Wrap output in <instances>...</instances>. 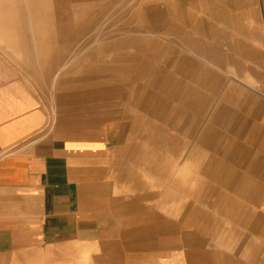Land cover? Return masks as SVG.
I'll return each instance as SVG.
<instances>
[{"label": "bare ground", "instance_id": "6f19581e", "mask_svg": "<svg viewBox=\"0 0 264 264\" xmlns=\"http://www.w3.org/2000/svg\"><path fill=\"white\" fill-rule=\"evenodd\" d=\"M36 1L37 28L47 27L48 33L53 34H49L52 35L51 38L44 34V39H50L48 42L61 51L51 57H42V60L48 62V76L57 72L62 75L59 85L71 110L69 112H74L72 122H68L67 126L88 130L100 138L105 137L108 127L111 130L108 136L111 147L102 149L104 156L101 157L104 158L100 160L98 171L104 176L100 186L101 193H105V190L109 192L107 196H101V210L104 215L115 217V238L101 241L98 255L85 257L95 264H125L127 261L145 260L146 255L148 258H157L168 257L173 253L175 260L183 256L193 257L195 248H189V245L194 243L195 246V243L203 242V238L198 237L196 227L185 231H178L176 228L185 219L193 222L197 211L191 210V218L187 219L183 212L188 211L189 207L178 196L192 197L190 205L197 210L199 204L197 205L196 196L203 202L207 201L209 195H215L219 199L209 207L213 213L214 210H221V213L230 214L232 219L234 217L242 227L251 225L253 207L239 204L236 197H243L250 189L248 193L253 195L254 203L256 197L264 195V184H260L262 178L252 172L246 175L245 170L241 169L237 176L229 174L227 179L228 174L224 175L227 165L225 166L219 155L227 157L224 145L230 138L232 127L235 132L256 128L252 140L260 141V152L258 154L251 151L245 154L246 147L242 156L264 157V128L251 122L253 115L258 114L264 122V100L253 95L248 86L264 90L260 80L254 85L249 83L254 75L258 76V69L264 67V32L256 1ZM44 39L39 41L40 44L46 42ZM223 45L227 46L229 52H237L236 71L229 58L221 55L219 49L222 50ZM186 50L204 53L207 62L225 63L223 74L242 78L244 85L235 80H225L226 77L220 79V72L209 70L208 66H195L189 59L182 66L180 55ZM237 67L242 74L237 72ZM247 70L252 72L247 75ZM184 74L198 83L196 92L191 93L196 94L195 100L183 98L193 90L181 81L180 77L185 76ZM202 87L211 93H222V103L217 104L211 116L213 122L222 124L225 129L220 135L218 133L221 130L216 131V134L212 131L207 138L213 123L204 124V148L198 145L200 140L197 139V143H187L190 162L181 173L176 165H180L177 161L182 155L180 148L185 141L181 142L180 138H175L167 130L161 129L160 123H167L180 132L183 131L186 136L194 138L198 123L184 108L194 105L195 108H200L202 115V111L207 113V96L204 94L205 97H200L199 94ZM159 93L179 97L177 100L183 105L171 102L168 98L161 102V98L157 97ZM127 121L131 123L128 136L125 143L118 146L114 141L118 137L115 136V131ZM256 134L259 135L255 137ZM212 142L216 145L217 153L206 150L212 147ZM234 156L230 154L229 157ZM150 163L154 166L150 167ZM251 166L252 164L248 165L246 169L249 170ZM156 177L160 182L154 180L153 185H147L148 189L165 195V198L158 204L154 203L152 209L159 212L172 209L175 215L168 220L134 212L137 203L133 202L139 198L136 196L143 188L141 181L143 178L152 180ZM252 178L255 180L253 184ZM175 181L182 182H179L180 186H175ZM129 195L130 200L127 198ZM173 222H180V225L175 226ZM206 222L203 232L204 239L208 240L212 239L211 214ZM133 223L138 225L129 227ZM263 224L257 225V228ZM165 228H169L168 231ZM251 229L260 233L254 227ZM80 238H83L82 235ZM219 245L228 246V239L223 238ZM31 250L35 251L33 248ZM90 251L94 252L92 248ZM252 251L254 253L250 260H254L255 264H264V237L260 239L257 247L252 245Z\"/></svg>", "mask_w": 264, "mask_h": 264}, {"label": "crops", "instance_id": "0c3cea01", "mask_svg": "<svg viewBox=\"0 0 264 264\" xmlns=\"http://www.w3.org/2000/svg\"><path fill=\"white\" fill-rule=\"evenodd\" d=\"M37 2L0 0V264H95L85 256L98 255L101 241L115 238L116 219L101 210V196L109 192L101 193L104 176L98 171L104 158L102 149L111 147V130L108 127L100 138L67 126L58 100L60 91L48 81V62L42 60L48 56V44L37 43L47 34V27L37 28ZM180 56L182 66L187 59L195 66L203 68L198 61L207 66L190 50ZM229 56L232 58V52ZM180 78L193 89L183 98L195 100L196 94L191 93L196 92L198 83L186 75ZM200 91V97L206 94V90ZM53 100L59 101L62 109L56 115ZM232 129L224 145L227 179L239 172L225 159L230 154L242 156L245 147L244 141L240 144L238 140L242 130ZM70 130L76 135H70ZM204 241V248L194 251L193 257L175 260L174 253L172 257L146 255L142 264H255L251 258L223 248L214 251L212 239Z\"/></svg>", "mask_w": 264, "mask_h": 264}, {"label": "rangeland", "instance_id": "374dc122", "mask_svg": "<svg viewBox=\"0 0 264 264\" xmlns=\"http://www.w3.org/2000/svg\"><path fill=\"white\" fill-rule=\"evenodd\" d=\"M256 1V6L259 10V15H260V18H261V27H262V30L264 32V0H255ZM51 22H53V17L51 18ZM45 26V24H44ZM49 34H53V33H48V29H47V34L45 36H48V38H51L50 36L52 35H49ZM41 39H44V35L43 37H39L38 38V45H43V44H40L39 41H41ZM46 41V43L48 44V56L51 57V56H54L56 54H58L59 50H57V47H54L51 43H49L48 41L50 39H44ZM56 48V49H55ZM57 51H55V50ZM226 49V50H224ZM222 52L221 55L223 54L225 57H228L230 63H232V68L235 69L236 71V64H237V61H238V56H237V52L236 51H230V52H226L228 51V48L227 46L223 45L222 46ZM63 51V50H62ZM191 52L197 54L198 56L202 57L206 62L207 66L209 67V70H213V71H217V72H220L222 75H221V78L223 77H226L225 80H232V81H236L238 84H242L244 85V81L242 78H237L235 75H231V76H228L226 74H223L224 72V64L225 63H218V62H212V61H208L207 62V57L204 53L202 52H198V51H193L191 50ZM232 52V58L229 56ZM64 53V51H63ZM54 54V55H53ZM48 56H45V57H48ZM243 58V57H242ZM233 59V60H232ZM228 61V62H229ZM213 63V64H212ZM236 63V64H235ZM198 64L199 65H202L203 67H207L206 65H204L203 63H201L200 61H198ZM167 65H165L166 67ZM238 66V65H237ZM64 68V67H62ZM168 68V67H167ZM216 68V69H215ZM220 68V69H218ZM223 70V71H222ZM240 72L241 73V70H238V67H237V72ZM260 71V72H259ZM247 75H249L251 72L250 70H247ZM242 74V73H241ZM61 73L57 72L55 73L54 75L50 74V76H48V81L49 82H53L54 86L58 87L59 91H60V94H59V101L61 102L62 104V109H63V113L64 115L66 116V121L67 123L68 122H72L71 121V118L73 117V114L74 112L68 108V103H66L67 101L64 99V95H63V90L61 89L60 85H59V81H60V78H61ZM254 79H250L249 80V83L251 84H255L258 80H260V83L262 84V88L264 87V67L263 68H260L258 69V76L257 75H254ZM258 77V78H257ZM237 79V80H236ZM242 80V81H241ZM250 87V89L252 90V93L253 95H255L257 98L259 99H262L264 100V90H259L258 88H255L253 87L252 85H248ZM49 89V88H48ZM202 89L206 90V96H207V113L204 114V111H202L203 115L201 114V110H199L200 108H195L194 105H192L191 107H185L184 109L187 111L188 114L190 110H193L196 113V115H193V114H190L191 117L194 118V120L198 123L197 125V128H196V132L194 134V138L193 137H188L184 134L183 131H179L175 128H173L172 126H169L167 125V123H160V126H161V129H164V130H167L168 134L174 136L175 138L178 137V139L180 138L181 139V142L182 141H185L183 142V147L181 145V156L180 158L178 159L177 163L180 164V165H176V168H178L177 166H179L178 170L183 173L185 167L189 164L190 162V159L188 160L189 158V153L188 152V149H187V143L191 142L192 144L193 143H197V140L199 142V146H201L202 148L203 147V143L206 139V137L208 138L210 136V133L213 131L215 134H216V131H220L218 133V135H220L225 127L219 124H216L217 122H213L212 119L213 117L211 116L212 112L215 110L217 104L219 102L222 103V93L221 92H218V93H214V92H210L207 88H203ZM53 92L51 91V93H53L52 95H54V93H56L55 89L53 88ZM254 90V91H253ZM258 91V92H257ZM217 94V95H216ZM167 95V96H166ZM163 94V93H159L157 95V97L161 98V102L164 98H168L171 102L173 101L174 103L178 104V105H183L182 102H179L177 99L179 97H173L172 95H169V94ZM221 95V96H220ZM261 97V98H260ZM59 101H55L53 100L52 101V109H53V112L54 114H59L60 111L62 110L60 108V106L58 105V103H60ZM178 101V102H177ZM217 101V102H216ZM197 102V101H195ZM216 104V105H215ZM221 111V109H219ZM70 111V112H69ZM223 111V110H222ZM221 113V112H219ZM209 114V115H208ZM55 117V116H54ZM257 118V119H256ZM211 119V120H210ZM252 124H258L260 125V127L264 128V122H262V116L261 115H255L252 117ZM207 122H211L213 123V126H215L214 129H216L214 131L213 129V126H211L209 128V131H208V135L206 137H204V132H203V129L205 128L204 124H206ZM203 123V124H202ZM165 126H166V129H165ZM256 126V125H255ZM131 127V123L130 121H127V122H123L121 124V126L115 131V136L117 137V145L118 146H122L126 141V138L128 136V133H129V129ZM200 127V128H199ZM220 128V129H219ZM123 129V131H121ZM250 129V128H249ZM248 128H246L244 131H242V135H238V140L240 141V144H242V142L244 141L245 143V154H248L252 151V153H258L260 152V149H259V144H260V141L258 140L257 142L256 141H253L252 138H253V135L254 133L256 132V128H253L251 129L250 131ZM247 130V131H246ZM253 130V131H252ZM170 131V132H169ZM246 132H249V133H246ZM121 133V134H120ZM163 133V131H162ZM251 133V134H250ZM70 135H76V133L74 131H71L69 132ZM231 134V133H229ZM247 134V135H246ZM176 135V136H175ZM198 135V136H197ZM259 134H256L255 137H257ZM192 136V135H191ZM252 136V137H251ZM115 137V138H116ZM197 137V138H196ZM204 137V138H203ZM246 139H244V138ZM197 139V140H196ZM202 139V140H201ZM187 140V141H186ZM195 140V141H194ZM119 142V143H118ZM180 142V141H179ZM213 143V144H212ZM211 143V146L210 148L206 149L207 151L211 152V151H215L216 153L218 152L217 148H216V145L214 142ZM181 144V143H180ZM242 146V145H241ZM258 147V148H257ZM185 154V155H184ZM187 154V155H186ZM237 156V157H236ZM235 157L233 158H228L225 159V162H227V164L233 168L234 170L236 171H239L241 169H244L245 170V173L246 175L249 174V173H253V174H256L257 175H260L261 178H262V181L260 182V184H264V157L263 159L261 158V156H240L239 153L236 155ZM116 157V156H115ZM219 157L224 160V156L223 155H219ZM256 158V159H255ZM181 160V161H179ZM259 160V161H258ZM249 162H251L250 164H252L251 168L249 170L246 169V167H248ZM245 163V164H244ZM256 164V165H255ZM258 164V165H257ZM184 165V166H183ZM255 165V166H254ZM150 167L154 166L153 164H149ZM243 166V167H242ZM263 166V167H262ZM241 167V168H240ZM253 168V169H252ZM200 170V168H199ZM201 171V170H200ZM149 178H143V181L142 184H143V188H142V192H140V194H138L136 197H139L135 202L133 203H137L136 205V210L134 212H137L139 211L140 213H144L146 214L147 216L149 215L150 217H154L156 219H164V220H168L170 219L172 216L175 215V212L173 213V211H171L172 209L168 210L166 209V212H165V209H164V212L163 211H158L156 209H152V205L155 203V204H158L160 203L164 198H165V195L163 194H160V193H155L151 190L148 189V186L147 185H153L154 183V180L155 181H159L160 182V179L159 178H155V179H152V180H148ZM159 179V180H158ZM247 182V179L245 180ZM179 182L181 183L182 181H175L174 182V185L175 186H180L179 185ZM255 181L252 180V184L254 183ZM131 183V182H130ZM253 189V187H252ZM247 190V188H246ZM245 190V191H246ZM250 191V189L248 190ZM248 191H246V193L244 194V196H240V197H236V201L238 200V203L241 204V205H248L249 207H253V214L250 215L249 212H247L248 215H250V221H251V225L249 224V226H245V227H242L238 222H236L234 220V217L233 219L227 215L226 212H223L221 213L222 211L221 210H214V213L213 211H211V209H209L210 206L213 205V202H215L217 199H219L217 196L215 195H209V197L207 198V201L204 200L203 202L199 200V198L196 196V200H197V210L194 209V207H191L190 205V202H192V197H188L187 195L184 196H178L179 199H181L182 202H186V206H188V211H185L183 212L187 219L190 217L191 218V210L196 212V216H195V219L193 220V222H187L186 219L185 221H182V225H180V222H173V225L175 226H178L180 225V227L176 228L178 231L180 230H192L194 227H196L197 231H198V237H202L203 238V242H200V243H195V246H194V243H192L191 245H189V248H195V251H199L201 248H204V244H205V239H204V224L206 223L207 224V220H208V216L209 214H211V218L213 220V228H212V247H213V250L215 251H221L222 248L224 250H227L229 251L230 253L233 252V253H236L238 255H241V256H244L246 258H251L253 256V251H252V245L254 244L255 247H257L259 245V242H260V239L262 237H264V195H262V197L260 198H257L255 199V202L252 203L254 200V197L253 195H250L248 193ZM145 196V197H144ZM199 196V195H198ZM203 196V195H201ZM238 196V195H236ZM133 197V195H132ZM134 196V198H136ZM253 197V198H252ZM128 200H130V195L127 196ZM155 199V200H154ZM184 200V201H183ZM241 201V202H240ZM243 201V202H242ZM251 201V202H250ZM248 203V204H247ZM202 204V205H201ZM212 204V205H210ZM253 205V206H252ZM201 206V207H200ZM244 206V207H245ZM151 207V208H150ZM206 208V209H205ZM171 211V212H170ZM210 211L212 213H210ZM218 214H217V213ZM171 215H170V214ZM201 214V215H199ZM215 214V215H214ZM221 214V215H220ZM245 214V213H244ZM214 215V216H213ZM204 216V217H203ZM223 216V217H222ZM152 217V218H153ZM207 217V218H205ZM218 218V219H216ZM221 218V219H220ZM225 218V219H224ZM261 218V219H260ZM184 219V218H182ZM249 220V219H248ZM227 221V222H226ZM161 222V221H160ZM230 225H229V223ZM246 222V221H245ZM179 223V224H178ZM203 223V224H202ZM259 224H263L262 226L258 227L257 228V225ZM138 225V223H133V225H130L129 227H136ZM222 225V226H221ZM183 226V227H182ZM228 227V228H227ZM236 227V228H235ZM252 227H254L256 230L258 229L260 233H256V232H253V230L251 229ZM230 228V229H229ZM166 229V228H165ZM169 229V228H168ZM168 229H166V231H168ZM233 231H232V230ZM215 230V231H214ZM222 232H221V231ZM229 230V231H228ZM231 230V231H230ZM248 230V231H247ZM214 231V232H213ZM169 233V232H168ZM233 233V234H232ZM223 238H227L228 239V246L227 245H219V243L221 242V240ZM211 239V238H209ZM208 239V240H209ZM235 239V241H234ZM233 240V241H232ZM217 241V242H214ZM232 245V246H231ZM236 245V247H235ZM208 247V245H207ZM231 247V248H230ZM233 249V250H232ZM245 253V254H244ZM248 253V254H247ZM250 260V259H249ZM230 261H232V259H230ZM236 261V259L234 260ZM143 262H146L145 260H137V261H132L131 263L132 264H142ZM215 262V261H214ZM248 261H246L245 264H247ZM124 264V263H123Z\"/></svg>", "mask_w": 264, "mask_h": 264}]
</instances>
